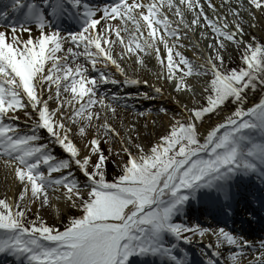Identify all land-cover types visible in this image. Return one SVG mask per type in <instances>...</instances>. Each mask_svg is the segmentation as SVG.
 <instances>
[{
	"label": "snow or ice",
	"instance_id": "6c2138e0",
	"mask_svg": "<svg viewBox=\"0 0 264 264\" xmlns=\"http://www.w3.org/2000/svg\"><path fill=\"white\" fill-rule=\"evenodd\" d=\"M41 3L11 0L6 7L22 19L0 31V162L18 189L12 200L0 198V255L15 264H144L147 257L190 264L186 252L177 254L178 245L211 235L215 259L204 264H244L255 243L243 232L176 220L193 203L231 217L243 185L255 178L264 190V42L245 30L259 26L264 0H221L222 15L211 0H203L216 19L206 14L201 0H112L103 8L67 0L79 29L66 36L47 19L70 11L64 0ZM169 12L178 20H171ZM186 12L192 13L190 21ZM8 19L7 10L0 12V21ZM197 28L212 34L207 55L195 45L204 60L200 64L179 50L187 31ZM200 35L209 39L205 32ZM227 44L239 53L237 67L226 62ZM146 58L156 61V76L164 85L143 81L155 95L142 93V98L155 99L170 86L178 109L165 134L148 147L138 142L136 128L122 134L109 123L107 113L116 119L117 108L97 90L100 82L120 83L105 71L109 66L124 77L123 84L139 85L140 80L128 78L122 62L133 60L143 68ZM90 71L99 72V79ZM200 77L198 98L189 81ZM258 91V100L245 108L249 93ZM223 110L230 114L202 133L205 119ZM21 115L25 128L19 126ZM102 143L109 145L107 155ZM110 159L117 169L111 180ZM49 192L58 193L63 209L58 204L57 211L70 213L62 230L38 214L50 206ZM37 202L36 219L28 220ZM259 249L248 264H264V239Z\"/></svg>",
	"mask_w": 264,
	"mask_h": 264
},
{
	"label": "bare ground",
	"instance_id": "6f19581e",
	"mask_svg": "<svg viewBox=\"0 0 264 264\" xmlns=\"http://www.w3.org/2000/svg\"><path fill=\"white\" fill-rule=\"evenodd\" d=\"M30 2H34V0H30ZM11 3V0H0V8L2 9V12L7 10L9 12V19L7 21H1V25L3 27H0V31H6L8 30L6 28V25H11L13 20H19L22 19V17L17 18V14L11 12L10 7H6L9 6ZM201 3L203 4L204 7V11L206 12V14L211 17L212 19H216V16L214 15V13L212 12L211 9H209L207 7L206 3H203V0H201ZM211 3L214 4L217 8V11L222 15L225 11L226 8L221 6V0H211ZM196 12L199 11V9H195ZM169 18L173 21L178 20L177 17L173 16L171 12L168 13ZM62 17L58 16V17H51L48 16V20H50L53 24V26L56 27V25L60 24L62 19ZM185 18L187 20H191L193 18L192 13L191 12H186L185 14ZM229 19H231V17H229ZM245 19L247 20V16H245ZM114 23V22H113ZM62 25V24H61ZM174 27H176L177 25H173ZM180 29H181V33L184 34V32H186L185 29H183L182 25H179ZM33 31H32V35L36 36L37 30L35 29V26H32ZM245 30L246 32L250 33L251 36H254V34L259 35L263 40H264V17H259V26L255 29H251L248 28L247 26H245ZM201 32H205L209 39L208 40H204L201 38L200 33ZM25 36V38L27 37V33L23 34ZM66 36V35H65ZM187 37L188 39H184L183 40V44L185 45L184 48L179 49L189 60L200 64L203 63L204 60L203 58L200 56V51H203V53L205 55H207L211 50L207 48V44L212 42V34L210 32V30L208 29H200L197 28L194 31H187ZM249 36H246L245 39H249ZM169 43L171 44L172 41H169ZM199 44L200 46V51H197L195 49V45ZM65 47H67V45H65ZM117 51H119L120 49L117 47L116 49ZM134 59V58H133ZM81 63L84 62V58L81 57L80 61ZM102 65V64H100ZM73 67H75V65H72ZM89 69H91V65L87 64L86 65ZM122 66L125 68V72L126 75L128 76V78L130 79H137L140 80L141 83L137 86H129V85H125L123 84V80L124 77L120 76L118 73L115 72L114 69L111 68V66H109V69L112 71L111 74L114 75V77L116 79H118L120 81V83H117L116 85H112V84H104L103 82H100L98 84V93L100 95V90H103V88H108L107 90L110 91L112 90H116L118 89V86L120 84H122L119 93H116L114 91H112L113 93H111V96L109 97H105V103L106 104H111L113 107L117 108V117L116 119H112L111 116L112 114L109 112L107 113L108 117H109V123L112 124L114 127H116L118 130L121 131V133L124 132L129 129V128H136L139 132L140 138L142 140L146 139V135H149V137L151 138H158L159 136L163 135L165 131H167L168 126H169V121L172 117V115L174 113L178 112L177 109V105L174 102L175 99V95L176 94H172L169 95V93L171 92V87L170 86H166L164 87V92L163 95L160 96V99H164V103H160V105L164 104L166 105V107H168V110L171 111V113L168 114V116L166 117V119L163 121L162 118L158 117L155 114V109L158 107V101L160 99H158V97H156L155 99H150L148 100L149 103H155V104H150L146 105L145 102H142L140 99V97L135 96L134 92L131 91V88H142L143 90H146L147 92H149L152 95H155V93L152 91V88L149 87L148 85H152V86H162L164 85V81L163 80H158L157 76H156V72L158 71V65L156 64V61L153 58H146V66L141 68L140 66H137L134 64L133 60H129V59H125V61L122 62ZM136 69V70H134ZM95 72L90 71L89 75H93ZM194 82H190L192 84H197L196 86V92H197V97L199 98L200 93H201V88H202V84L204 81L203 77L200 78H193ZM147 80L148 81V85H145L143 83V81ZM116 97L115 100H113L112 98ZM182 99H185L182 97ZM129 103L132 105V108L128 107V105L126 103ZM51 103V102H50ZM254 102H250L247 105H244L245 108L252 106ZM52 107H55V105H51ZM148 107L150 112H153L152 116L150 119H148L147 121L142 120V115H140L141 113V108L142 107ZM193 105L189 104V107H192ZM67 107V106H66ZM96 109L99 110V105L96 106ZM228 114H230L229 112H223L221 113L220 116H218L217 120H214L213 122H208V120L204 121V126L201 128V132L203 133L204 129L208 127L209 124H216L218 122H220L225 116H227ZM104 113L101 112V116L103 117ZM93 123H99L98 121H93ZM19 126L21 128H25L26 127V118L21 115L20 121H19ZM92 134H95V129L92 130ZM133 134V133H132ZM147 140V139H146ZM47 142V141H44ZM77 143L79 144V139L77 138ZM56 155L57 156H61L63 155V153L57 148L56 149ZM72 171L75 172L76 176L78 177V179L80 180L81 183H83L84 178L80 175V173L75 169V167H73ZM56 176H58L59 174L56 173L54 174ZM1 188H5L6 189V195L7 198L9 200H12L15 196V193L18 191L17 186L15 185L14 181H13V176L11 174L10 171H6L3 167V163L0 162V189ZM260 187L252 182L246 183L245 185H243L241 187L240 193L244 194V193H249L250 191H255L257 189H259ZM58 195V193L56 194ZM56 195H54L53 193H51V199H52V208L55 212L56 215H60L61 213H65L66 211H61L58 212L57 211V205L59 204V202L56 199ZM240 196L238 197V200H240ZM34 206V204L32 205ZM59 207L61 209H63V205L59 204ZM195 210H200L201 212L199 213V217L200 218H196V214H195ZM218 212L217 209L215 208H207L205 207L203 204H201L200 206H197L195 203L192 204L191 209L188 212V216H189V221L192 220H197V223L200 224L201 226L204 227H210V228H216V227H212V223L211 221H213V219H210L208 216V214H210L211 212ZM234 214L236 212V208L234 205V210H233ZM258 213H256L257 216V220L259 223L264 222V212L263 209L261 208L260 211H257ZM207 213V214H206ZM262 213V214H261ZM207 215L208 217H204L203 215ZM232 216H235V215ZM230 217H228L229 219ZM247 222V221H246ZM246 222L241 223V230H239V232H243V234L250 240L253 241L255 243V248L254 249H250L247 251V257L244 261V264H248V260L254 258L255 256H259L260 255V249H259V241L264 239L263 238V231L260 233V237H256L257 235L252 233L249 225ZM240 223V222H239ZM250 224V223H249ZM227 230H231L234 233H238L236 232V229H227ZM235 230V231H234ZM250 232L252 233V236H250ZM215 237L211 236V235H206L205 237L201 238L199 236H195V238H193V242L191 244H183L180 243L178 245V249H183V250H191V260H193L194 262L198 261V263L200 264H204V262L211 258V259H215V257H211V252L214 250V245H215ZM209 245H212V247H209ZM201 248L203 250L204 253H202L201 255H197L194 252H192V249H197V248ZM177 249V250H178ZM225 254V258H226ZM15 264V261L13 258L8 257V256H3L0 255V264ZM144 264H162V262L158 259V258H153V257H147L144 260Z\"/></svg>",
	"mask_w": 264,
	"mask_h": 264
},
{
	"label": "rangeland",
	"instance_id": "374dc122",
	"mask_svg": "<svg viewBox=\"0 0 264 264\" xmlns=\"http://www.w3.org/2000/svg\"><path fill=\"white\" fill-rule=\"evenodd\" d=\"M254 36L257 38V40H259L261 42H264V40L259 35L254 34ZM227 47H228V53L225 54L226 62L228 64V66L229 65H232V67H237L239 65V62H240L239 61V53L236 51V49H235L234 46H232L230 44H227ZM97 67L99 69H103L104 68V66L103 65H100V64H98ZM105 71L109 75H111L113 78H115L114 75L111 74L112 71L109 68L108 69H105ZM90 76L93 77V78L99 79V72H95L94 75H90ZM190 82H194V79L193 78L190 79ZM194 85H195V87L197 86V84H195V83H194ZM131 91L134 92V95L135 96L140 97L141 98L140 100L142 102H145L146 105H149L150 106V104H152V105L155 104V103H152V102L149 103L148 100H150V99H147L146 100V99H143L142 98V95H141L142 93H149L146 90H143L142 88H131ZM103 92H104V94L106 96L107 95L108 96L110 95L108 91H105L104 90ZM259 95H260L259 91L255 95H253L250 92L249 93V98H248L247 103L245 105L249 104L252 101L253 102H256L258 100V98H259ZM126 104L128 105V107L132 108V105L131 104H129L128 102ZM161 108L166 109L167 112H168V114L171 113V111L168 110V107H166V105H164V104H162V105L158 104V107L155 109L154 112H155V114L158 117L162 118V120L164 121L168 115H165L163 112H161L160 111ZM223 112H229V111L228 110H223L221 113H223ZM141 113H143V115L141 116L142 117V120H145V121H147L148 119H150L151 116H152V114H153V112H150V110H149L148 107H144V106L141 108ZM217 118H218V116L213 115L210 120L209 119H205V120H208V122L210 123V122H213L214 120H217ZM165 132H164V134H165ZM122 134H123V132H122ZM132 135H133V137H135L136 133H133ZM146 139L145 140H142L140 138L138 142L139 143H142L143 145H145V147H148V146H150L151 143H154L157 138H151V137H149V135H146ZM101 146H102L105 154L107 155L108 154V147H109V145L102 143ZM112 147H113L114 150H118L119 145L114 143L112 145ZM114 158L115 157L113 156V159ZM108 169H114L115 171L117 170L115 168V166L112 164L111 159L109 160V163H108ZM73 173H74L75 177L78 179V177L76 176V174H75L74 171H73ZM253 180L256 181L255 178H253ZM6 193H7L6 192V189L5 188H1L0 189V198L7 197ZM49 200H50V206L40 208V211H39L38 214H39V216L41 217L42 220H44V221L47 222L48 225L61 228V230H62L63 224L66 222L67 215H69L70 213H68L66 211L65 213H61L59 216L56 215L55 212H54V210H53V208H52L51 192H49ZM31 207H32V211H30L27 216L28 217H32L35 220L36 219V215H37L36 209L39 207V203L37 202V204H34V206H31ZM32 218L30 220H32ZM182 218L184 219L186 217H182ZM182 218H177L176 222L177 223L183 222L182 221ZM183 223H185V222H183ZM185 224H188V225H196L198 223H197V221H194L191 224H190V222L185 223ZM193 238H195V236ZM169 242H171V238H169ZM193 252L196 253L197 255H201L202 253H204L203 250L201 248H199V247L197 249L196 248L193 249ZM158 259L160 260V258H158Z\"/></svg>",
	"mask_w": 264,
	"mask_h": 264
},
{
	"label": "trees",
	"instance_id": "16d2710c",
	"mask_svg": "<svg viewBox=\"0 0 264 264\" xmlns=\"http://www.w3.org/2000/svg\"><path fill=\"white\" fill-rule=\"evenodd\" d=\"M229 67H232V65H229ZM117 174V170L115 171L114 169H108V179L109 180H111V178L114 176V175H116ZM27 218L30 220L32 217H28L27 216ZM32 220H34L33 218H32Z\"/></svg>",
	"mask_w": 264,
	"mask_h": 264
}]
</instances>
